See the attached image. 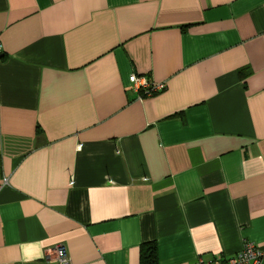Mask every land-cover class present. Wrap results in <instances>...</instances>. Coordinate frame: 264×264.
Returning a JSON list of instances; mask_svg holds the SVG:
<instances>
[{
  "label": "crops",
  "instance_id": "1",
  "mask_svg": "<svg viewBox=\"0 0 264 264\" xmlns=\"http://www.w3.org/2000/svg\"><path fill=\"white\" fill-rule=\"evenodd\" d=\"M0 38V264L264 248V0H0Z\"/></svg>",
  "mask_w": 264,
  "mask_h": 264
},
{
  "label": "built area",
  "instance_id": "2",
  "mask_svg": "<svg viewBox=\"0 0 264 264\" xmlns=\"http://www.w3.org/2000/svg\"><path fill=\"white\" fill-rule=\"evenodd\" d=\"M2 53L3 44L0 38V58ZM130 80L135 87L143 90L140 98L152 96L167 87V81L151 82L145 76H138L137 74H132ZM55 257L57 264H67L69 262V256L64 245L61 244L55 248ZM263 257L264 248L252 240H247L243 247L233 255L214 258L209 261L199 258L193 264H262Z\"/></svg>",
  "mask_w": 264,
  "mask_h": 264
},
{
  "label": "trees",
  "instance_id": "3",
  "mask_svg": "<svg viewBox=\"0 0 264 264\" xmlns=\"http://www.w3.org/2000/svg\"><path fill=\"white\" fill-rule=\"evenodd\" d=\"M142 263L143 264H157L156 245L145 244L142 248Z\"/></svg>",
  "mask_w": 264,
  "mask_h": 264
}]
</instances>
